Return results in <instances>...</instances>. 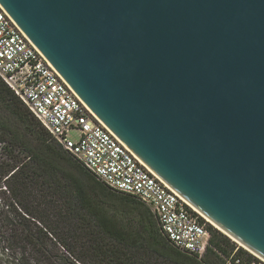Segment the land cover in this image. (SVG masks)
I'll list each match as a JSON object with an SVG mask.
<instances>
[{
    "label": "water",
    "instance_id": "95a60500",
    "mask_svg": "<svg viewBox=\"0 0 264 264\" xmlns=\"http://www.w3.org/2000/svg\"><path fill=\"white\" fill-rule=\"evenodd\" d=\"M152 174L264 261V0H0Z\"/></svg>",
    "mask_w": 264,
    "mask_h": 264
},
{
    "label": "trees",
    "instance_id": "16d2710c",
    "mask_svg": "<svg viewBox=\"0 0 264 264\" xmlns=\"http://www.w3.org/2000/svg\"><path fill=\"white\" fill-rule=\"evenodd\" d=\"M0 200V238L21 264H264L212 225L202 259L179 250L144 203L99 181L1 77Z\"/></svg>",
    "mask_w": 264,
    "mask_h": 264
},
{
    "label": "built area",
    "instance_id": "2783aa9c",
    "mask_svg": "<svg viewBox=\"0 0 264 264\" xmlns=\"http://www.w3.org/2000/svg\"><path fill=\"white\" fill-rule=\"evenodd\" d=\"M0 77L53 139L99 181L144 203L179 250L204 257L211 238L208 223L103 126L1 8ZM236 263L242 264L239 259Z\"/></svg>",
    "mask_w": 264,
    "mask_h": 264
},
{
    "label": "rangeland",
    "instance_id": "374dc122",
    "mask_svg": "<svg viewBox=\"0 0 264 264\" xmlns=\"http://www.w3.org/2000/svg\"><path fill=\"white\" fill-rule=\"evenodd\" d=\"M0 207H2V201L1 200H0ZM203 220L206 221L208 223V225H212L213 227H215L213 224L208 222L205 218H203ZM17 221H19V220L17 219ZM216 229L219 230L218 228H216ZM231 240H232V238H231ZM235 243H236V245H238L237 247H242L239 243H237V242H235ZM7 247H8L7 243L2 241V239L0 238V264H21L19 259H18V256L12 254L11 251H8ZM249 253H251V252H249ZM261 261L264 263L263 260H261Z\"/></svg>",
    "mask_w": 264,
    "mask_h": 264
},
{
    "label": "bare ground",
    "instance_id": "6f19581e",
    "mask_svg": "<svg viewBox=\"0 0 264 264\" xmlns=\"http://www.w3.org/2000/svg\"><path fill=\"white\" fill-rule=\"evenodd\" d=\"M201 215V214H200ZM202 216V215H201ZM203 217V216H202ZM204 218V217H203ZM206 219V218H205ZM207 220V219H206ZM208 221V220H207ZM209 222V221H208ZM211 223V222H210ZM212 224V223H211ZM215 226V225H214ZM216 227V226H215ZM233 240V239H232Z\"/></svg>",
    "mask_w": 264,
    "mask_h": 264
}]
</instances>
